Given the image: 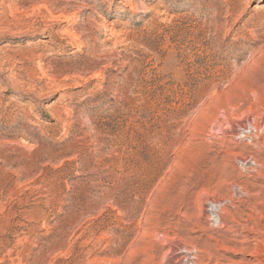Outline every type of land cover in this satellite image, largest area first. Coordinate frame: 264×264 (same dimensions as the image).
<instances>
[{
    "label": "rangeland",
    "instance_id": "rangeland-1",
    "mask_svg": "<svg viewBox=\"0 0 264 264\" xmlns=\"http://www.w3.org/2000/svg\"><path fill=\"white\" fill-rule=\"evenodd\" d=\"M249 156L264 0H0V264H239Z\"/></svg>",
    "mask_w": 264,
    "mask_h": 264
},
{
    "label": "bare ground",
    "instance_id": "bare-ground-1",
    "mask_svg": "<svg viewBox=\"0 0 264 264\" xmlns=\"http://www.w3.org/2000/svg\"><path fill=\"white\" fill-rule=\"evenodd\" d=\"M243 131H245V129H242V134L238 135L237 138L244 139L250 136ZM253 131L254 127L253 130L252 128L249 130V133L251 134ZM241 161L245 165V171L250 174L249 176L264 178V165L260 164L254 156H249V158H244ZM240 192L247 193L248 191L243 186H240ZM257 196L261 199L260 202L251 208L250 214H248L243 221L232 220V231L236 232L238 235L242 234L247 242L246 246L242 248L245 258L240 261L239 264H264V194L259 192ZM207 209L210 220L216 222L217 227H221L224 223L222 218V211L224 209L222 201H216L214 199L209 200ZM250 233H252L253 236L254 234L257 235L254 245L250 243L253 238L249 237ZM257 238H260V240ZM173 252L174 257L172 264H201L200 253L202 251L200 252L197 245L192 247H176ZM202 261L204 262V260ZM217 264H221L220 261H217Z\"/></svg>",
    "mask_w": 264,
    "mask_h": 264
}]
</instances>
